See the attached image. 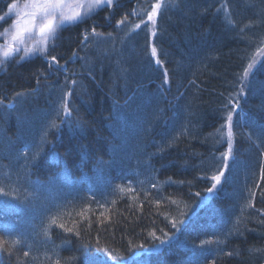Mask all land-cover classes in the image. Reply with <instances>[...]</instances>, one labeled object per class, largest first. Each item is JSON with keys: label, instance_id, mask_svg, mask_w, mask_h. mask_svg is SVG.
Returning a JSON list of instances; mask_svg holds the SVG:
<instances>
[{"label": "trees", "instance_id": "trees-1", "mask_svg": "<svg viewBox=\"0 0 264 264\" xmlns=\"http://www.w3.org/2000/svg\"><path fill=\"white\" fill-rule=\"evenodd\" d=\"M263 144L264 0H118L0 71V264H264Z\"/></svg>", "mask_w": 264, "mask_h": 264}, {"label": "rangeland", "instance_id": "rangeland-1", "mask_svg": "<svg viewBox=\"0 0 264 264\" xmlns=\"http://www.w3.org/2000/svg\"><path fill=\"white\" fill-rule=\"evenodd\" d=\"M114 1L116 0H112V2ZM29 2L30 0H23L20 3H16V9L8 7L9 9L3 18L5 20L9 19L10 24L7 28H5L4 32L0 34V69H4L8 64L7 59H11L12 57L19 56L20 59H22L43 54L50 46H52L53 40L55 38L54 36L57 35L64 25L70 23L67 20L61 23L60 15L58 13L57 19L54 23V26H56V32L54 36L48 37L46 44L43 42V37L39 33L38 28H34L31 32H25L22 37L23 43H20L19 41L13 42L11 36L17 30L16 22L21 20L20 16L17 14L18 9H21L24 4ZM81 5H84V7H81ZM103 5H108L106 0H101L100 4H96L95 0H62L61 11L64 16L72 17H76V14L79 13L80 15L76 19V21H78L90 16ZM23 19H28V17H24ZM72 23L73 22H71V24ZM5 52H8L7 57L4 56ZM18 216H22V214H19Z\"/></svg>", "mask_w": 264, "mask_h": 264}, {"label": "snow or ice", "instance_id": "snow-or-ice-1", "mask_svg": "<svg viewBox=\"0 0 264 264\" xmlns=\"http://www.w3.org/2000/svg\"><path fill=\"white\" fill-rule=\"evenodd\" d=\"M108 4L112 3V0H106ZM96 4H100L101 0H95ZM84 7V5H81ZM160 7L157 4L152 13L149 15V20H151L156 15V10ZM10 8L16 9L17 4L14 2L10 5ZM62 0H30L29 3L23 5L21 9H18V15L21 20L16 22V32L11 36L13 42L19 41L23 43V35L25 32H31L34 28L39 29V33L43 37V42L46 44L49 36H54L56 32V26L54 23L57 19V14L60 15L61 23L65 20L71 22L76 21L77 17H79V13L76 14V17L72 16H64L62 11ZM24 17H28V19H23ZM82 22V21H80ZM155 48H153V54L155 55ZM4 56H8V52L4 53ZM56 58L52 57V62H55ZM159 63V61H157ZM167 75V73H165ZM228 120H232L231 114L228 116ZM231 135V132H230ZM224 175V172H220L218 175H213L211 179L215 182L212 185V188H215L216 185L221 183V177ZM209 189V191L212 190ZM175 226V225H174ZM93 264H104L103 260H95Z\"/></svg>", "mask_w": 264, "mask_h": 264}, {"label": "bare ground", "instance_id": "bare-ground-1", "mask_svg": "<svg viewBox=\"0 0 264 264\" xmlns=\"http://www.w3.org/2000/svg\"><path fill=\"white\" fill-rule=\"evenodd\" d=\"M15 60H20V57L19 56H17L16 57V59ZM16 64H18V63H16ZM1 72H4V71H2V70H0ZM135 138H137V137H135ZM264 145V144H263ZM23 235V233H21V231H15L14 233H13V240L15 239L16 241H18L19 240V237L20 238H22L21 236ZM19 243V242H18ZM18 247L20 248V244H18ZM28 253L30 254V256L31 255H33V253H32V251L31 250H29L28 251ZM48 255H50V254H47V255H44V256H48Z\"/></svg>", "mask_w": 264, "mask_h": 264}]
</instances>
